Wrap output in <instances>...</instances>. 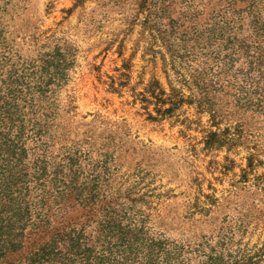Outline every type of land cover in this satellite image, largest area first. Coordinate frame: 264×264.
Here are the masks:
<instances>
[{"label":"rangeland","instance_id":"rangeland-1","mask_svg":"<svg viewBox=\"0 0 264 264\" xmlns=\"http://www.w3.org/2000/svg\"><path fill=\"white\" fill-rule=\"evenodd\" d=\"M0 264H264V0H0Z\"/></svg>","mask_w":264,"mask_h":264}]
</instances>
